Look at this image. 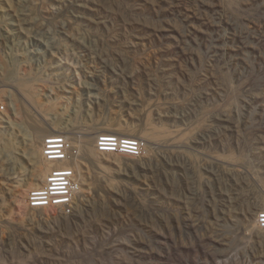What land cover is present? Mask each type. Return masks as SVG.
<instances>
[{
    "label": "rangeland",
    "instance_id": "1",
    "mask_svg": "<svg viewBox=\"0 0 264 264\" xmlns=\"http://www.w3.org/2000/svg\"><path fill=\"white\" fill-rule=\"evenodd\" d=\"M0 117V264H264V0H0ZM35 135L70 208L27 205Z\"/></svg>",
    "mask_w": 264,
    "mask_h": 264
},
{
    "label": "built area",
    "instance_id": "2",
    "mask_svg": "<svg viewBox=\"0 0 264 264\" xmlns=\"http://www.w3.org/2000/svg\"><path fill=\"white\" fill-rule=\"evenodd\" d=\"M54 139V138H53ZM59 142L43 145L42 156L48 161H57L67 166L54 167L47 175L45 183L40 188L30 191L29 205L31 208H70L75 193V170L70 166L73 157L70 147L64 137L55 138ZM53 141V140H52ZM101 152L138 155L140 145L133 140H124L115 137H102L97 143ZM58 146V147H56ZM40 204V205H38ZM264 224V214L261 215Z\"/></svg>",
    "mask_w": 264,
    "mask_h": 264
},
{
    "label": "bare ground",
    "instance_id": "3",
    "mask_svg": "<svg viewBox=\"0 0 264 264\" xmlns=\"http://www.w3.org/2000/svg\"><path fill=\"white\" fill-rule=\"evenodd\" d=\"M4 116V115H3ZM1 118V117H0ZM53 122V121H52ZM55 122H53V125H54ZM56 126V125H55ZM43 132V131H42ZM39 132H37L38 134ZM103 134V133H102ZM100 134L101 136L98 137V142H99V138L100 137H111L110 135H103ZM105 134V133H104ZM47 136V135H46ZM124 136H132L131 134H125ZM38 137L39 135H35V138H32L26 145V149H25V153L24 155L26 156V158L28 159V161L30 162L31 166H32V175H33V180H35L36 182L34 183L33 186H37L39 184H42V183H45V180L46 178L48 177V173L50 171H52L54 167L58 168V167H63V166H67V164H63V163H60V162H57V161H48L46 160L43 156H42V148H43V145L47 144V140L49 139L51 143H54V144H57L59 141L56 140L55 138L59 137V136H56V135H50L48 136V138L46 137V139L44 140V138L40 139V141L38 140ZM54 138V139H53ZM42 140V141H41ZM44 140V141H43ZM53 140V141H52ZM40 142H43L42 143V146L40 145V149H39V144H41ZM96 142V141H95ZM94 139L92 138L91 141H87L85 142V147H84V152L86 154H91L90 157H92L93 154H105L107 153L109 155L108 152H102V153H95V151H93V148H94ZM97 148L96 150L99 151L98 149V145L96 144ZM9 147V146H8ZM58 147V146H56ZM101 152V151H99ZM106 155V154H105ZM141 155V154H140ZM94 156V155H93ZM93 158V157H92ZM131 159V158H130ZM74 162V161H73ZM72 162V163H73ZM75 163V162H74ZM73 163V164H74ZM75 166V164H74ZM74 168V167H73ZM76 175V174H75ZM31 182V181H30ZM40 188V187H39ZM37 188H33L31 189L30 191L32 190H35ZM29 190V189H28ZM30 191L28 192L27 194V205L30 207V203H29V194H30ZM40 205V204H38ZM31 208V207H30ZM36 208V207H34ZM40 208V207H39ZM47 208V207H45ZM259 225V224H258Z\"/></svg>",
    "mask_w": 264,
    "mask_h": 264
},
{
    "label": "clouds",
    "instance_id": "4",
    "mask_svg": "<svg viewBox=\"0 0 264 264\" xmlns=\"http://www.w3.org/2000/svg\"><path fill=\"white\" fill-rule=\"evenodd\" d=\"M102 137H100V139H101Z\"/></svg>",
    "mask_w": 264,
    "mask_h": 264
}]
</instances>
